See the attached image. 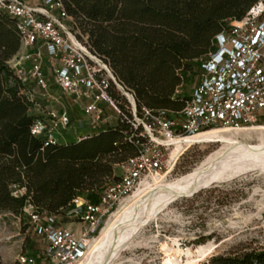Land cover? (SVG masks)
<instances>
[{"label": "built area", "instance_id": "built-area-1", "mask_svg": "<svg viewBox=\"0 0 264 264\" xmlns=\"http://www.w3.org/2000/svg\"><path fill=\"white\" fill-rule=\"evenodd\" d=\"M0 12L16 21L21 34V50L9 67L23 87L21 94L33 103L30 113L36 120L31 132L43 140L44 148L61 144V132L71 126L67 110L59 113L35 98L40 91L47 103L59 102L50 93L53 86L88 119L89 131L77 141L110 124L108 111L112 110L130 124L129 139L140 145L137 156L115 165L121 172L105 184L99 204L82 197L73 201L65 216L77 222V228L61 225L57 216L40 213L28 204L24 213L46 247L39 260L21 254L18 264L85 260L92 241L142 182L169 171L165 139L193 137L216 128L264 126V0H258L241 19L230 20L228 28L215 37L216 51L204 60L181 112L139 109L134 92L91 49L88 35L81 34L63 0H0ZM116 91L124 96L121 100L115 97ZM139 138L145 141L140 143ZM25 193L12 187L14 197Z\"/></svg>", "mask_w": 264, "mask_h": 264}, {"label": "trees", "instance_id": "trees-1", "mask_svg": "<svg viewBox=\"0 0 264 264\" xmlns=\"http://www.w3.org/2000/svg\"><path fill=\"white\" fill-rule=\"evenodd\" d=\"M257 1L63 0L91 49L134 92L138 108L171 112L185 108L188 86L216 51L215 37ZM20 50L16 21L0 12V213L24 221L28 204L57 217H65L78 197L99 204L115 165L139 154L140 145L129 139L130 124L119 117L87 139L44 148L31 132L33 103L21 94L23 87L9 67ZM13 186L26 193L14 197ZM29 255L38 258L39 253ZM211 264H264V249L217 255Z\"/></svg>", "mask_w": 264, "mask_h": 264}, {"label": "rangeland", "instance_id": "rangeland-1", "mask_svg": "<svg viewBox=\"0 0 264 264\" xmlns=\"http://www.w3.org/2000/svg\"><path fill=\"white\" fill-rule=\"evenodd\" d=\"M78 28L80 29L79 24ZM79 31L86 36L81 29ZM196 80L197 78L188 86V94L192 92ZM39 92H36L35 98L39 99L44 107L59 113L67 110L69 113L71 126L61 132V143L76 142L83 133L89 131L86 116L66 99L57 87L53 86L50 93H57L59 102L47 103L40 97ZM116 93L124 97L121 92ZM108 116L112 117L111 123H115L119 118L112 110L108 111ZM246 139L240 138L248 146L259 144L255 137L252 140ZM166 140L168 139L164 141ZM222 147L221 144L194 145L179 157L178 162L176 161L167 173L161 175L168 174V182L181 178L201 166ZM165 153L170 160L171 151L168 147ZM120 172L115 167L116 177ZM65 217H58L59 224L73 228L79 226L73 219ZM173 241H177L185 249L216 245L218 249L203 264H211V259L217 255H242L254 250H263L264 174L252 171L229 182L209 186L190 198L176 199L142 229L135 240L136 247L125 250L121 258L125 264H164L161 245L172 244ZM45 247V243L34 233L27 218L22 221L11 213H0V257L3 264H18L19 255H29L32 251H38L41 255Z\"/></svg>", "mask_w": 264, "mask_h": 264}, {"label": "bare ground", "instance_id": "bare-ground-1", "mask_svg": "<svg viewBox=\"0 0 264 264\" xmlns=\"http://www.w3.org/2000/svg\"><path fill=\"white\" fill-rule=\"evenodd\" d=\"M241 137L251 140L255 137L259 144L248 146ZM164 142L171 151L170 167L194 145L221 144L223 147L181 178L168 182V174H153L144 180L109 219L100 236L92 241L87 258L79 264H125L121 254L136 247L135 240L142 229L176 199L190 198L209 186L229 182L252 171L264 174V126L216 128L193 137L171 138ZM217 249L213 244L185 249L177 241L162 244L160 248L164 264H203Z\"/></svg>", "mask_w": 264, "mask_h": 264}, {"label": "crops", "instance_id": "crops-1", "mask_svg": "<svg viewBox=\"0 0 264 264\" xmlns=\"http://www.w3.org/2000/svg\"><path fill=\"white\" fill-rule=\"evenodd\" d=\"M57 94V93H56ZM56 94L54 95L56 97Z\"/></svg>", "mask_w": 264, "mask_h": 264}]
</instances>
